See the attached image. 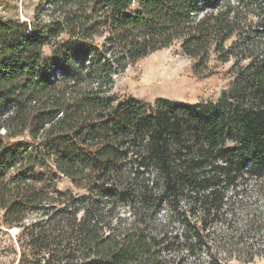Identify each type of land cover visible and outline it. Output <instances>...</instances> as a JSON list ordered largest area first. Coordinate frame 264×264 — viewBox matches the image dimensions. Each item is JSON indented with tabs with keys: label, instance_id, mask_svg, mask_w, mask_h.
Listing matches in <instances>:
<instances>
[{
	"label": "trees",
	"instance_id": "obj_1",
	"mask_svg": "<svg viewBox=\"0 0 264 264\" xmlns=\"http://www.w3.org/2000/svg\"><path fill=\"white\" fill-rule=\"evenodd\" d=\"M176 43L199 68L234 60L216 100L114 92ZM254 192L264 202V0H40L29 21L0 14V232L18 264H254Z\"/></svg>",
	"mask_w": 264,
	"mask_h": 264
},
{
	"label": "rangeland",
	"instance_id": "obj_2",
	"mask_svg": "<svg viewBox=\"0 0 264 264\" xmlns=\"http://www.w3.org/2000/svg\"><path fill=\"white\" fill-rule=\"evenodd\" d=\"M40 0H0V14L18 17L29 21L33 18ZM231 41L228 42V47ZM234 60L222 61L212 53L206 68H199L198 61L188 57L179 44L156 52L131 66L116 78L114 92L126 98H135L153 103L158 99H168L185 104L216 100L232 81ZM252 182L250 187H252ZM60 189L72 188L69 181L63 179L58 183ZM251 195L253 208L261 206L263 198L257 192ZM18 230L10 231L14 237ZM22 248L5 233L0 232V264H18ZM207 262L204 260L203 263ZM229 264H237L230 261ZM254 264H264V258H257Z\"/></svg>",
	"mask_w": 264,
	"mask_h": 264
}]
</instances>
